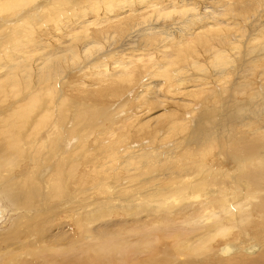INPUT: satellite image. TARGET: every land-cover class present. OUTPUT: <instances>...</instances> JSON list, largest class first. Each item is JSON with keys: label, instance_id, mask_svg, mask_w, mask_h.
I'll list each match as a JSON object with an SVG mask.
<instances>
[{"label": "bare ground", "instance_id": "obj_1", "mask_svg": "<svg viewBox=\"0 0 264 264\" xmlns=\"http://www.w3.org/2000/svg\"><path fill=\"white\" fill-rule=\"evenodd\" d=\"M43 3L0 0V186L53 197L8 205L0 264H264V0Z\"/></svg>", "mask_w": 264, "mask_h": 264}, {"label": "rangeland", "instance_id": "obj_2", "mask_svg": "<svg viewBox=\"0 0 264 264\" xmlns=\"http://www.w3.org/2000/svg\"><path fill=\"white\" fill-rule=\"evenodd\" d=\"M203 1V3L202 4H200L199 3V5H200V7H203V6H205V7H210V8H212L213 6H212V4L214 5V7H216L217 6V0H208V1H205V0H202ZM50 2H51V0H45V3H47V4H50ZM45 3H43L44 5L43 6H41V7H39L38 8V10H34V11H31V13H30V18H31V20H33V22L34 23H36L37 25H39V26H42L43 24H42V22H43V20H41V19H43V16H42V13H43V10L45 11V9H44V6L46 5V7H47V4H45ZM163 3H165V0H160V5H163ZM210 5V6H209ZM216 5V6H215ZM245 6H247V7H245ZM43 7V8H42ZM244 7L245 8H248V4L247 3H245V5H244ZM242 8V9H244L245 10V8ZM234 9H241L240 7H238V5H235L234 7H233ZM123 10H125V8H123ZM260 11V12H259ZM35 12V13H34ZM255 19H256V17H257V21H253L252 23V25H250L251 27H253V25H255V24H262L263 22H264V7L263 8H257L256 9V12H255ZM36 18H37V20H36ZM131 19H129L131 22H132V18H133V21L134 20H136V19H134L135 17H130ZM175 19V21H181V19L182 20H184V18H182L181 16L180 17H177V18H174ZM161 20V19H160ZM74 21V20H73ZM137 21V20H136ZM135 21V22H136ZM67 23H69V24H67ZM76 22H74V23H70L69 21H65V23L64 24H66V26L67 27H64L63 28V30L64 29H66V28H68L69 26L70 27H72V26H75L76 24H75ZM137 23V22H136ZM181 22H179L178 23V25L176 26V27H179ZM42 24V25H41ZM44 26V25H43ZM138 26V25H137ZM250 27V28H251ZM1 28V27H0ZM45 28H47V27H42V29L44 30ZM136 28V27H135ZM249 28V27H248ZM247 28V29H248ZM256 28H257V26H256ZM7 30H9V29H7ZM3 31V32H0L1 34H0V41L1 40H3V41H6L5 39H9V31ZM133 30V29H132ZM39 31V32H38ZM253 31V32H252ZM257 31L258 30H253L252 28L251 29H249V30H247L246 31V34L247 35H245L246 37L242 40V41H244V42H246V41H248L249 39H251L253 36L252 35H254L255 33H257ZM36 32H38V33H36V35L34 36L39 42H40V46H42L43 44L45 45V44H47V41L46 40H44L45 39V37L43 36V34L44 33H47V31H45V32H43L42 33V31L41 30H36ZM57 32H60V31H57ZM131 32V29H130V31H129V33ZM128 33V34H129ZM3 35H4V37H3ZM130 35H131V33H130ZM130 35H128V36H130ZM248 35H249V37H248ZM18 38H20V37H22L24 40L26 39L25 37H23V36H21V34H18ZM222 36V35H221ZM248 37V38H247ZM5 38V39H4ZM39 38V39H38ZM66 38V37H65ZM65 38H62L61 40H63V39H65ZM21 39V38H20ZM23 39L22 40H19V42L20 41H23ZM44 40V41H41V40ZM18 40H16V42H18ZM64 41V40H63ZM18 42V43H19ZM42 42H45V43H42ZM12 43V40L10 41V42H5V43H3L2 44V47H6V49L7 50H9V51H12V46H10V44ZM13 44V43H12ZM38 46H39V43L37 44ZM8 46V47H7ZM17 48L19 47L20 48V46H16ZM33 46H26L24 49L22 48V51H23V53H25L26 55H28V51H27V49L28 48H32ZM126 47H129V46H126ZM118 49V48H117ZM22 51H20L21 53H22ZM25 51V52H24ZM11 53V52H10ZM64 75L65 74H67L66 76H65V78L67 79V77H68V79H70V78H73L74 76H75V73L74 72H70V69H67V70H65V72L63 73ZM68 84H66L65 86H64V89H62V91H61V93L62 94H60L59 95V97H58V100H60L61 98H63L64 96V94L66 93V90H65V88H66V86H67ZM59 86H60V83H59ZM57 89H59V88H57ZM130 96H131V99H132V96H133V93L131 94V93H129V94H121L118 98H115V100H114V102L112 103V105H113V107L112 106H105L104 108H102V109H99V112L98 113H96V115L94 116V118H93V120H90V121H85V123H87V124H94V123H96L97 121H98V119L99 118H102L101 119V122H102V120H104V119H107L109 116H115L116 114H118L120 111H122V108L123 109H126L127 107L126 106H128L129 105V99H130ZM70 99H72L73 101H76V99L75 98H70ZM57 100V101H58ZM14 104H12L11 106H10V108L13 106ZM222 105H224V103H222ZM121 107L120 109L118 108V107ZM117 111V112H116ZM96 120V121H95ZM95 121V122H94ZM72 122V120H70L69 121V123H71ZM103 123V122H102ZM107 123V122H106ZM105 123V124H106ZM72 124V123H71ZM102 129V131L101 132H104V130H106V127H105V129L103 128V127H101ZM86 135H87V133H84L83 134V137L82 138H86ZM103 135V134H102ZM26 136L24 135V141L22 142V144H24V147H26L28 144H30V143H28L27 141H26ZM30 140H32V139H30ZM87 139H85L84 141H85V145H84V149H85V156L86 157H88L87 158V160H89V159H91L90 157H91V155H93L95 152H99L101 149L99 148L98 149V147H99V145L97 144V142H95L94 140H90V141H86ZM68 146L67 147H64V149L66 150V153L67 152H69V151H73V150H76V149H78L79 147H78V142H71V143H69V144H67ZM91 148H93V150H91ZM103 153V152H102ZM84 157V156H83ZM83 157H82V159H83ZM18 170V171H17ZM17 170H15V171H11V172H7V173H5L4 174V177L3 178H1L3 181H5L4 182V186H7V185H14V187L13 188H11V189H8V188H6V190H4V189H1V186H0V194L5 198V200L6 201H2L1 200V202H2V206L4 207V210H3V213L1 214L2 216H0V228L1 229H6L7 227H9V225L7 226L6 225V223L7 224H10L9 222H11V220H13L15 217H9V207H8V205H10V206H12L13 208H16L17 206H18V204H19V209H28L27 207H29V205L30 206H34V207H37V202H40V204L41 205H43L44 204V202H46L47 204L50 202V200L53 198H50V200L47 198V195H48V191L46 190V189H42V190H40V187L38 188H36V192H34V194H32L31 195V198H27V199H25V197H24V189H23V187L22 186H20L19 184H18V182H20L19 181V179L20 178H22V176H23V171L22 170H20V169H17ZM20 171V172H19ZM51 171H52V168L51 169H49L48 168V173H51ZM19 173L21 174L22 173V175H19ZM6 175V176H5ZM18 176L19 178H14L13 176ZM13 177V178H12ZM8 179V180H7ZM17 183V184H16ZM0 184H1V182H0ZM17 188V189H16ZM23 189V190H21V189ZM3 192V193H2ZM12 197H13V199H14V197H16L17 199V201H18V203H16L15 202V206L13 205L14 204V202H12ZM29 200V201H28ZM70 200H72V197L70 198ZM25 201H26V203H25ZM28 201V202H27ZM54 201H56L57 202V200H54ZM3 202H4V204H3ZM8 203V204H7ZM12 204V205H11ZM20 204H21V206H20ZM27 204V205H26ZM39 207H41V206H39ZM13 215H16V214H13ZM11 218V219H10ZM13 218V219H12ZM9 219V220H8ZM6 221V222H5ZM221 243H223V242H220V243H218V245L219 244H221ZM218 245H217V247H218ZM183 253H185V252H181V254H183ZM187 254V253H186ZM184 255V254H183ZM185 256V255H184ZM190 257H191V255H190ZM187 258V259H186ZM188 254H187V257L185 256V259H186V261L188 260ZM220 258L221 259H227V260H229V259H232L231 257H228V258H222L221 256H220ZM186 261L184 260V261H180V262H182V263H186Z\"/></svg>", "mask_w": 264, "mask_h": 264}]
</instances>
